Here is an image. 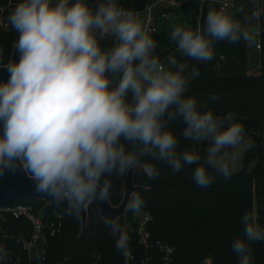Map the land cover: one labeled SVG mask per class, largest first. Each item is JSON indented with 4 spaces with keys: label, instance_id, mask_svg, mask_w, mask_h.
<instances>
[{
    "label": "clouds",
    "instance_id": "clouds-1",
    "mask_svg": "<svg viewBox=\"0 0 264 264\" xmlns=\"http://www.w3.org/2000/svg\"><path fill=\"white\" fill-rule=\"evenodd\" d=\"M249 3L248 12L243 5L237 9L242 19L210 4L202 27L177 23L169 37L188 58L210 60L216 41H254L264 0ZM8 23L18 33L19 59L8 63L9 77L0 80V175L21 167L38 192L65 203L68 213L106 198L105 174L124 173L143 156L173 171L194 165L192 180L207 187L216 175L230 177L235 150L250 146L242 122L185 94L198 67L176 56L165 64L151 32L119 0H17ZM106 37L111 44L101 43ZM176 119L184 124L183 138L207 142L203 153L178 147L171 127ZM149 174L159 175L155 164ZM143 204L133 191L125 207L139 211ZM241 222L243 235L230 247L238 264H252L250 245L264 241V225L255 211H245ZM112 227L115 247L125 250L127 234L118 223ZM34 256L36 264L44 259L40 251ZM9 260L0 242V264Z\"/></svg>",
    "mask_w": 264,
    "mask_h": 264
},
{
    "label": "trees",
    "instance_id": "trees-1",
    "mask_svg": "<svg viewBox=\"0 0 264 264\" xmlns=\"http://www.w3.org/2000/svg\"><path fill=\"white\" fill-rule=\"evenodd\" d=\"M150 0H119L125 8H140ZM17 0H0V20L7 21ZM94 3V0H90ZM218 7L216 2H206L200 14L202 27L209 5ZM196 9L198 5L188 3L173 9ZM170 19V18H169ZM163 21L153 35L157 41L156 53L166 64L167 56H176L195 64L199 75L189 81L185 94L195 95L201 106L210 107L218 115H232L243 123L245 132L252 131V143L244 150L240 168L224 178L216 175L207 187L197 186L192 180L194 165H185L179 171H173L163 161L150 155L141 157L132 166L131 180L144 199L140 210L151 215L147 228L152 240H160L173 247L171 264H238V255L230 245L234 236L243 235L241 217L245 211H255L258 221L264 225V147L261 138L255 134L264 122V15L259 24L258 69L255 72L246 69V41L236 43L227 40L216 41L213 45V57L207 61L185 56L175 41L169 37V25L172 21ZM196 25L193 29H195ZM18 33L8 23L0 24V65L7 63ZM102 44H111L106 37ZM167 66V65H166ZM171 127L179 138L180 149L195 148L203 153L207 142L192 141L180 134L184 127L181 120L171 122ZM244 132V133H245ZM251 161L252 165L248 166ZM250 162V163H251ZM155 164L159 175L152 177L149 169ZM129 168V169H131ZM128 169V170H129ZM124 173L105 174L110 182L107 196L111 205H117L122 198ZM35 209L42 208L46 216L54 211L65 215V223L58 234L50 240L47 264H58L63 255L71 256L72 264H89L94 253L99 255L98 264H142L145 250L135 241L134 234L127 230L126 224L133 222L132 210L113 222L118 223L128 236L127 247L132 249L134 257L127 258L125 250L115 247L117 233L108 228L100 217L94 202L86 204V221L81 227L79 213H68L66 204H57L53 199L47 203L42 198L22 199ZM18 222L9 219L8 223ZM252 264H264V241H252ZM151 256L146 264H161L160 253L154 248L148 250Z\"/></svg>",
    "mask_w": 264,
    "mask_h": 264
},
{
    "label": "built area",
    "instance_id": "built-area-1",
    "mask_svg": "<svg viewBox=\"0 0 264 264\" xmlns=\"http://www.w3.org/2000/svg\"><path fill=\"white\" fill-rule=\"evenodd\" d=\"M216 2L219 8L229 9L234 6L233 0H150L135 10L143 26L154 35L162 25L163 21L169 19L171 11L181 5L195 2L201 11L206 2ZM3 27L8 25L7 21L0 20ZM199 24V20H198ZM255 46L259 48V30L255 37ZM14 219L18 222L9 224L8 220ZM151 215L147 211L140 210L139 214L133 216V222L127 225V230L134 234L135 241L141 245L145 254L141 263L146 264L151 258L148 254L150 248L160 253L161 264H171L173 247L160 240H152L147 223ZM65 223V215L61 211H54L46 216L42 208L35 209L32 204L15 199L0 205V242H3L10 254L7 264H36L34 254L40 251L44 259L40 264H47L50 240L60 232ZM31 254V258H30ZM127 258L134 257L131 248L125 249ZM99 255L94 253L89 264H98ZM206 264L210 259L203 260ZM58 264H72L69 254L63 255Z\"/></svg>",
    "mask_w": 264,
    "mask_h": 264
},
{
    "label": "water",
    "instance_id": "water-1",
    "mask_svg": "<svg viewBox=\"0 0 264 264\" xmlns=\"http://www.w3.org/2000/svg\"><path fill=\"white\" fill-rule=\"evenodd\" d=\"M19 52L16 50L15 44L12 47L10 57L6 64L0 65V80H7L9 72L8 63L18 60ZM132 168L128 170L125 177V185L121 201L117 205H111L108 198H97L92 200L95 203L97 211L106 223L108 228L113 230L112 222L119 216H121L126 210V203L129 193L138 188L131 180ZM36 199L42 198L47 203H50L52 198L47 194L38 192L35 188V181L27 175V173L21 168L17 167L15 170L6 169L2 175H0V205L13 201L15 199ZM81 227L84 226L86 221V205L83 206L80 211Z\"/></svg>",
    "mask_w": 264,
    "mask_h": 264
},
{
    "label": "rangeland",
    "instance_id": "rangeland-1",
    "mask_svg": "<svg viewBox=\"0 0 264 264\" xmlns=\"http://www.w3.org/2000/svg\"><path fill=\"white\" fill-rule=\"evenodd\" d=\"M233 2H234V6L232 8L227 9V10L232 11V12H236L237 18L242 19L243 14H244L241 12H237V9L241 5H243L244 10L246 12L250 11L251 8L253 7V5H251L249 3V0H233ZM195 11H196V9H194V8L188 9V10L187 9H179V10H176L174 14H173V11H171L169 21H171V20L172 21L170 22V25L168 28L169 31L171 32L173 26L177 23H180L184 26H190L192 28H194L195 25H196V27L199 26L200 21L198 24V21L195 20V14H196ZM201 11L198 10V14H197L198 20L200 19ZM246 51H247L246 69H247V71L255 72L258 69V54H259V49L255 46V40L251 41V42H246ZM251 132L252 131H249V133L248 132L244 133L245 142L248 145L251 144L252 140H253ZM255 134H257L261 138L260 143L264 147V122H263L262 126L255 131ZM244 150L245 149L243 148L242 145L238 146L237 149L235 150L237 153L236 157L234 160L231 161L232 167L234 170H238L240 168V164L242 163V159L244 157ZM230 151H232V150H230ZM250 162L251 161L248 162V164H249L248 166L252 165V162L251 163ZM139 213H140V210L134 211L133 216L136 214H139ZM127 225L128 224H126L125 226H127ZM203 264H206V263L203 261Z\"/></svg>",
    "mask_w": 264,
    "mask_h": 264
}]
</instances>
